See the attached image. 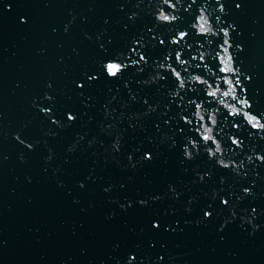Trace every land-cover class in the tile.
I'll list each match as a JSON object with an SVG mask.
<instances>
[{
	"label": "water",
	"instance_id": "1",
	"mask_svg": "<svg viewBox=\"0 0 264 264\" xmlns=\"http://www.w3.org/2000/svg\"><path fill=\"white\" fill-rule=\"evenodd\" d=\"M249 116L264 0H0V264H264Z\"/></svg>",
	"mask_w": 264,
	"mask_h": 264
},
{
	"label": "snow or ice",
	"instance_id": "2",
	"mask_svg": "<svg viewBox=\"0 0 264 264\" xmlns=\"http://www.w3.org/2000/svg\"><path fill=\"white\" fill-rule=\"evenodd\" d=\"M237 6L239 7V5H237ZM222 10H223V8H221V11H222ZM169 19H170L169 16H167V15H164V16H163V20H166V21H167V20H169ZM171 19L174 20V19H176V17L173 16V17H171ZM201 19H203V17H201ZM200 31H201V32L207 31V29L204 28V25H203V24L200 25ZM225 35H227V33H225ZM181 38H182V37H181ZM173 42H174V41H173ZM164 43H165L164 40H160V44H164ZM133 51H135V49H133ZM166 59H167V57H166ZM144 60H145V57H144L143 55H141V56H140V61H144ZM176 61H178V62H180V63H184V61L181 60V58H180L178 52H176ZM132 63L135 64V63H138V61H132ZM166 66H167V68L171 71V74H172V75H173V74L175 75L176 80H179V81H180L179 84H178V88H179V89H183V88H184V82H183V80L180 78V73H179V72H176L175 68H173L171 64H167ZM166 66H165L164 64H161V65H160L161 68H165ZM197 66H199V65H197ZM126 67H127L126 64H122V63L115 62V61L108 62V63L104 66L107 75H108L109 77H113V78L118 77ZM197 79H198V78H197ZM236 83H237L238 85L240 84L239 79H237ZM209 94H210V95H213V96L216 95L215 92H211V93H209ZM227 94H228V93H225V95H227ZM174 95H179V92L175 93ZM188 103H189V105H190V104L195 103V101H193V100H189ZM244 103H247V101L245 100ZM197 107H199L198 104H197ZM249 107H250V105H249ZM68 119H69V120H73L74 117L71 116V115H69ZM248 119H249V122H250V123H252V122L255 120V118H254V117H251V116H249ZM252 127H253V128H259V129H261V130H264V124H260L259 121H256L255 123H252ZM203 139H204L205 141H207V140L210 139V137L206 135V136L203 137ZM231 140H232V143H233V144H235L237 147H240V145H241V141H240L239 139H237V138H235V139L231 138ZM193 143H194V142H193ZM215 151H216V152H219V151H220V147H219V145H217ZM209 154H211V155H215V152H213L212 150H209ZM259 159L264 160V157H259ZM220 161H221V164H222L223 167H225V168L229 167V165H228V164H225L223 160H220ZM225 203H227V201H225Z\"/></svg>",
	"mask_w": 264,
	"mask_h": 264
},
{
	"label": "clouds",
	"instance_id": "3",
	"mask_svg": "<svg viewBox=\"0 0 264 264\" xmlns=\"http://www.w3.org/2000/svg\"><path fill=\"white\" fill-rule=\"evenodd\" d=\"M161 18H163V17H160V19H161ZM186 155H189V156H190V154L187 153V152H186ZM209 156H213V155L209 154ZM219 163L221 164V161H219ZM221 165H222V164H221ZM245 191H247V190H245ZM205 215L207 216V215H210V214H209V213H205Z\"/></svg>",
	"mask_w": 264,
	"mask_h": 264
}]
</instances>
